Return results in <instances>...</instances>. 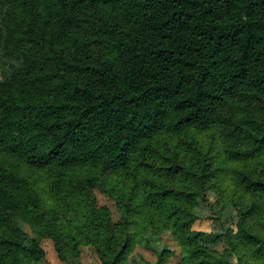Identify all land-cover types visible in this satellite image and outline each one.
I'll list each match as a JSON object with an SVG mask.
<instances>
[{
    "label": "trees",
    "instance_id": "trees-1",
    "mask_svg": "<svg viewBox=\"0 0 264 264\" xmlns=\"http://www.w3.org/2000/svg\"><path fill=\"white\" fill-rule=\"evenodd\" d=\"M0 70V264H264V0H0Z\"/></svg>",
    "mask_w": 264,
    "mask_h": 264
},
{
    "label": "rangeland",
    "instance_id": "rangeland-1",
    "mask_svg": "<svg viewBox=\"0 0 264 264\" xmlns=\"http://www.w3.org/2000/svg\"><path fill=\"white\" fill-rule=\"evenodd\" d=\"M0 79H1V70H0ZM96 199L99 205L107 206L113 215V219L118 218V213L116 211V207L113 201L108 199L104 194H102L99 191H95ZM210 222L208 221H200L195 223L194 228L195 229H201V230H208L210 228ZM162 242H168V246L173 249L175 252L174 254L170 255L167 261L164 264H177L179 260L178 256V247L169 239L168 236H162L161 239ZM161 242V243H162ZM42 249L45 252V260L41 264H70V263H63L59 261L57 258L56 252L53 249L52 242L48 239H44L40 243ZM137 254L141 255V257L146 261H155V256L144 249H141L137 247L131 256H136ZM138 255V257H139ZM137 257V258H138ZM79 264H101L99 260L97 259L93 249L91 247H82L81 248V257H80V263ZM144 264V263H141Z\"/></svg>",
    "mask_w": 264,
    "mask_h": 264
}]
</instances>
